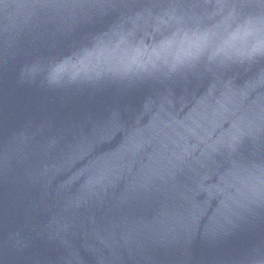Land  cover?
Returning a JSON list of instances; mask_svg holds the SVG:
<instances>
[{"label": "water", "instance_id": "1", "mask_svg": "<svg viewBox=\"0 0 264 264\" xmlns=\"http://www.w3.org/2000/svg\"><path fill=\"white\" fill-rule=\"evenodd\" d=\"M3 2L0 264H264V199L226 211L215 191L234 161L264 176V62L50 84L25 70L67 54L117 12L87 19ZM112 2L208 10L213 30L222 19L211 15L215 0Z\"/></svg>", "mask_w": 264, "mask_h": 264}, {"label": "clouds", "instance_id": "2", "mask_svg": "<svg viewBox=\"0 0 264 264\" xmlns=\"http://www.w3.org/2000/svg\"><path fill=\"white\" fill-rule=\"evenodd\" d=\"M215 3L222 6L211 9V15L222 19L213 30L203 24L208 10L196 13L200 8L182 11L161 5L120 11L112 0H32V10H69L73 17L83 12L87 19L93 18L89 10H98L100 16L114 11L117 15L105 29L74 42L67 54L25 71L43 73L50 84H103L167 78L201 61L221 67L264 62V0ZM0 4L8 8L3 0ZM237 143L234 138L227 145L230 153L236 151ZM233 168L227 177H220L222 186H215L223 196V208L230 211L233 205L264 199V176L254 175L249 166L235 161Z\"/></svg>", "mask_w": 264, "mask_h": 264}]
</instances>
